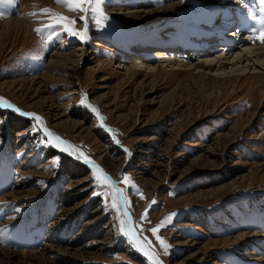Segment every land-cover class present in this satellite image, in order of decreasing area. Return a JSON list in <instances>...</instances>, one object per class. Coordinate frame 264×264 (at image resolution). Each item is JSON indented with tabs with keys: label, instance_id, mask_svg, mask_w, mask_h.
I'll list each match as a JSON object with an SVG mask.
<instances>
[{
	"label": "rangeland",
	"instance_id": "1",
	"mask_svg": "<svg viewBox=\"0 0 264 264\" xmlns=\"http://www.w3.org/2000/svg\"><path fill=\"white\" fill-rule=\"evenodd\" d=\"M213 1L107 0L109 21L98 29L90 20L82 43L35 30L50 22L43 9L79 20L56 0H0V97L42 117L121 189L129 176L144 194L126 189L134 221L157 201L142 227L163 264H264V64L203 66L224 61L219 48L238 57L252 47L247 32L219 34ZM9 20L20 31H7ZM202 40L212 42L200 49ZM85 95L119 145L80 104ZM18 117L0 107V264H149L94 195L91 174L63 173L81 162L43 144L30 119L12 131ZM173 213L160 232L165 255L147 230Z\"/></svg>",
	"mask_w": 264,
	"mask_h": 264
},
{
	"label": "snow or ice",
	"instance_id": "2",
	"mask_svg": "<svg viewBox=\"0 0 264 264\" xmlns=\"http://www.w3.org/2000/svg\"><path fill=\"white\" fill-rule=\"evenodd\" d=\"M6 2L9 4H15L17 0H6ZM181 2H183V0H181ZM56 3L70 12L80 13L81 15L79 16V20L71 19L58 13L51 14L50 9H43L42 14L50 16V22L43 25L41 28L35 29L38 34L48 32L49 37L55 35L58 38L63 35L65 37L77 38L83 43L89 38L88 31L90 20L98 29H102L110 19L104 11V5L107 3V0H56ZM157 3L162 5L164 0H157ZM259 3L261 5L260 12L262 14V19L259 21V27L252 30L250 40L252 42L259 40L261 43H264V0H259ZM78 22L83 24L82 30L76 29L75 25ZM61 43H63V41H61ZM80 104L84 105L95 114L96 118L100 121V126L105 128V130L111 135L112 140L119 145L120 140L117 138V134L112 129L106 128L103 123L105 117L100 114L98 108L90 103H87L86 95L82 96ZM0 107L12 109L21 117L29 118L33 121L31 125L33 132L41 135V142L43 144L53 148H58L59 151L67 153L88 166L90 174L93 178L94 195L103 197L105 201V208L115 212L119 223L120 234L126 237L135 249L147 257L149 264H163L159 255L154 251L152 240L143 235L145 229L142 227V223L148 219L149 212L152 210L153 206L157 204L155 199L151 201L148 208L141 215L140 221H134L132 212L130 211L133 203L128 198V192L126 189H131L141 199H144V194L129 176H121L119 182L124 183L126 186V189H121L117 186V181H114L112 177L109 176L103 168L96 164L95 161L92 160L85 152L51 132L45 126L42 117L35 113L23 112L2 97H0ZM123 150L131 155L128 149ZM109 197L111 198L110 204L107 203ZM16 210L19 211V209ZM175 215L176 214L173 213L166 216L157 225L147 230L151 232L153 237H155L156 242L159 244L165 255H167L170 245L161 237L160 232L162 229L171 224Z\"/></svg>",
	"mask_w": 264,
	"mask_h": 264
},
{
	"label": "bare ground",
	"instance_id": "3",
	"mask_svg": "<svg viewBox=\"0 0 264 264\" xmlns=\"http://www.w3.org/2000/svg\"><path fill=\"white\" fill-rule=\"evenodd\" d=\"M256 1L259 3V0H256ZM213 2H214L213 5L218 4L215 2H219V4L222 5V6H219V10H218L222 13V16H223V18H222L223 24L221 25V29L219 31V34H221V35L224 34V29L232 27L234 30L231 31L230 36L228 37V40H231V37L236 38V37H239V36H237V34L241 33V35H242L244 32H247V33H244L242 35V37L244 36V40H242V41L244 42L246 40L245 42H247V45H251L252 47L245 49V51H243L240 54V56H238V57H234V55H230L231 53L233 54V52H232V51H234L233 48H227V47H225V49L219 48L218 49L219 52H220V50H222V51L224 50L225 51L224 55L227 56L224 59V61L222 62V59H219V60L217 59L215 61H212L210 59L208 61H205V64H203V66L208 67V68H213V67L215 68L219 65V68L225 69L227 66H233L234 67V66L242 64L243 62L245 63V61L250 62L252 59H255L258 63L262 61V64H264V59H262V58H264V43H261L259 40H256L255 42H252L250 40V37L252 34H250L249 32H252L253 29H257L259 27V21L262 19V18L261 19L255 18L256 10H255V6H254L253 1L252 0H242V1L236 2L234 0H219V1L214 0ZM239 2H242V3H239ZM234 15H236V17ZM5 25L7 26V28H8L7 31H9V32H12L13 31L12 29L20 31L19 28L21 25L18 22L14 23V21L9 20V21L5 22ZM225 37H224V39H225ZM218 38L219 37H217V39H214V41H216V42H214V41L212 42V40H210L212 43H210V41L207 40V44L205 43V41L202 40L204 42V44L198 43V45H200L199 48L202 49V47H203V49H206V47L209 46L210 44H211V46H215L216 44H218V41H219V43L221 42L220 39H218ZM221 40H223V39H221ZM198 41L201 42V40H199V39H198ZM186 46H187L186 44H183V47H186ZM183 47L180 48V51H177V52H180V53L184 52L185 48H183ZM77 50L80 51V50H82V48L80 49V47H79ZM177 55H178V53H177ZM229 57H230V59H228ZM232 57H234V58H232ZM253 66H255V64ZM4 109H7V108H4ZM9 110L12 111V109H9ZM23 112H25V111H23ZM63 140H65V139L63 138Z\"/></svg>",
	"mask_w": 264,
	"mask_h": 264
},
{
	"label": "trees",
	"instance_id": "4",
	"mask_svg": "<svg viewBox=\"0 0 264 264\" xmlns=\"http://www.w3.org/2000/svg\"><path fill=\"white\" fill-rule=\"evenodd\" d=\"M23 118L21 117H18L17 119H11L9 120V127L11 128L12 131H16V132H20V130L22 129V127H25L27 124H25V122L22 120ZM58 155V153H57ZM63 170L65 173V175H72V174H75V173H81L82 172V176L84 175H89L90 174V170L88 169L87 166H85L84 164L82 163H73L71 161H68L67 164H64L63 165ZM69 192H71L72 190H68ZM67 191L66 193V196L64 195V199H67V200H70L71 203H75V202H78V201H74V196L72 194H68L69 192ZM62 195V196H63ZM65 201V200H64ZM66 202V201H65Z\"/></svg>",
	"mask_w": 264,
	"mask_h": 264
},
{
	"label": "water",
	"instance_id": "5",
	"mask_svg": "<svg viewBox=\"0 0 264 264\" xmlns=\"http://www.w3.org/2000/svg\"><path fill=\"white\" fill-rule=\"evenodd\" d=\"M13 111V110H12ZM14 112V111H13ZM17 114V113H16ZM18 115V114H17ZM18 116H20V115H18ZM25 118H27V117H25ZM27 119H29V118H27ZM68 155V154H67ZM68 156H70V155H68ZM71 158H73V159H75L74 157H72V156H70ZM76 160V159H75ZM76 161H78V160H76ZM80 162V161H79ZM82 163V162H81ZM107 173V172H106ZM108 174V173H107ZM109 175V174H108ZM110 176V175H109ZM113 179V178H112ZM119 187V186H118ZM140 252V251H139ZM141 253V252H140ZM142 254V253H141ZM142 256H144L143 254H142ZM145 257V256H144ZM145 258H147V257H145Z\"/></svg>",
	"mask_w": 264,
	"mask_h": 264
}]
</instances>
